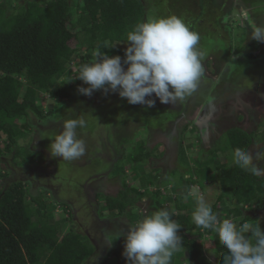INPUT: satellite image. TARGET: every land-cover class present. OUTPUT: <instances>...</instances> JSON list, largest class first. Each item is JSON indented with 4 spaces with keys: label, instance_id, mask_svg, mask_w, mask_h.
I'll return each mask as SVG.
<instances>
[{
    "label": "rangeland",
    "instance_id": "obj_1",
    "mask_svg": "<svg viewBox=\"0 0 264 264\" xmlns=\"http://www.w3.org/2000/svg\"><path fill=\"white\" fill-rule=\"evenodd\" d=\"M25 1L0 0V8L5 15H9L14 6L22 5ZM68 2L73 7L76 0ZM142 2L146 12L143 21L151 17L175 15L199 34L198 48L203 54L205 75L196 92L176 105L161 104L153 94L146 97L156 100L155 106L151 108L131 105L117 93H105L103 90H96L91 96L80 94L78 89L71 90L70 97L62 100L50 94H37L36 98H43L37 104V111L43 116L30 114V128L25 133L17 131L23 124L22 120L13 124L17 144L27 147V151L34 154L35 163L22 165L21 168L11 167L12 154H6L0 162V174L7 172L8 175L6 180L0 179V189L12 182L28 183L33 195H39L50 205L51 221L61 231L60 237L74 229L95 240L101 253L84 264H103V261L104 264H120L117 256L111 252L124 247L122 234L145 214L156 211L157 203L174 215H190L196 207L197 198L204 192V199L212 205L220 194L214 183L219 165L233 166V155L230 151L223 155L217 154V158H214L216 164L213 161L208 164L211 173L205 179L203 176L196 179L198 167L195 162L196 158L203 163L209 161L205 153L222 142V135L227 129L237 127L248 134H254V143L248 152L252 154L254 164L264 168V160L255 161L258 154L264 156V78L260 76L264 75V59L257 56L254 60L251 52L246 54V47L256 42L251 39V25L260 22L256 21L258 15H254L250 22H245L246 17L243 15H246L238 7L239 3H245L247 7L252 6L253 14H259L264 11V0ZM76 20L77 15L72 21ZM259 26H264V23ZM68 45L71 49L77 47L75 40ZM258 45L263 47L261 52L264 53V43L258 42ZM126 47L124 43L117 44L115 51L108 56H120L123 64ZM250 49L247 48L248 51ZM87 52L79 48L77 54L83 56ZM96 52H90L94 58ZM227 53L235 54L238 58ZM239 57L242 60L237 61ZM124 67L126 69L127 66ZM76 68L77 63L71 62V71L74 72ZM74 79L75 75H72L70 80ZM231 80L236 84L228 89ZM62 81L54 79V89H58ZM78 86L88 87L82 81ZM21 97L29 98L24 92ZM68 119L85 121V126L78 128L77 133L86 142V151L82 157L72 161L53 158L48 151L52 142L49 137L62 131V122ZM6 143L7 140L0 134V146ZM182 147L188 166L178 163L177 150ZM139 152L144 153L145 159L137 164L138 168L131 170L130 157ZM16 163H20V159ZM152 170H159V178L155 183L157 187L154 184L151 187V191L159 189V197H144V201L135 202L131 207L124 188L122 190L118 183L121 191L115 195L113 208L108 212L103 200L107 197L105 195L113 194L112 190L108 191L110 179L118 178L130 189L137 188L142 193L145 188L137 186L144 181L154 182ZM259 177L264 178V174ZM188 178L192 179V183L187 186L185 181ZM113 181L111 184L116 183ZM183 189L186 195L182 194ZM178 204L185 207L184 212L176 210ZM233 206V203L219 204L218 207L222 209L220 220ZM244 211L243 216L253 220L247 224L249 228L258 224L261 229L264 228V204L245 205ZM177 235L181 237L179 232ZM194 236L190 237L196 240ZM197 242L205 256L213 262L211 250L219 244L218 236H204ZM172 258L174 264L186 262L182 248Z\"/></svg>",
    "mask_w": 264,
    "mask_h": 264
},
{
    "label": "trees",
    "instance_id": "obj_2",
    "mask_svg": "<svg viewBox=\"0 0 264 264\" xmlns=\"http://www.w3.org/2000/svg\"><path fill=\"white\" fill-rule=\"evenodd\" d=\"M145 13L142 0H76L73 7L68 0H26L24 4L14 6L9 15L0 8V134L7 140L6 145L0 146V162L6 154H12L11 167L21 168L35 163L34 154L17 144V133L13 129L15 121H23L17 131L25 133L30 128V114L43 116L37 111V104L43 98H36L37 94H50L61 100L69 98V91L79 87L80 80L76 79L79 67L94 59L90 52L96 50L112 54L117 44L126 42L127 33L143 21ZM76 15L77 20L73 22ZM72 40L77 44L74 49L68 45ZM79 48L88 52L79 56ZM73 61L77 63L74 72L70 69ZM72 75H75L74 80H70ZM54 79H63L58 89H54ZM22 92L29 98L23 99ZM253 137L254 134L240 129L225 132L222 142L205 153L209 160L207 163L196 160L197 178L203 176L205 179L211 173L208 164L214 162L217 154L229 151L233 154L236 148L248 151L254 143ZM143 154L139 152L130 157L131 170L145 159ZM17 159H20L18 164ZM179 159L183 165L186 164L182 148L179 149ZM158 175L159 170H154L151 175L154 182L141 184V188H145L142 193L123 184L129 206L144 197L161 195L158 188L151 191L153 184H157ZM7 176V172L0 174V179L6 180ZM191 183V178L185 181L187 186ZM214 183L220 194L211 205L213 212L220 220L222 209L219 204L233 203V208L225 213L223 219L231 220L243 230L245 224L253 221L243 216L244 206L264 204V178L252 175L235 164H221ZM182 194L186 195V190L183 189ZM104 201L108 212L111 211L114 200L105 198ZM156 205L157 210L165 209ZM176 210L184 212L185 207L178 204ZM51 218L50 205L39 195H33L28 183L12 182L0 189V264L86 263L94 253L90 240L74 229L60 237L61 231ZM172 218L180 226L178 232L182 238L185 264H223L227 249L220 241L211 250L213 262L197 242L204 236L217 235L215 231L196 226L192 214L172 213ZM245 234L250 235V232ZM193 235H196V240L191 239ZM123 250L124 247L111 254L117 256L120 264H127ZM173 260L171 264H174Z\"/></svg>",
    "mask_w": 264,
    "mask_h": 264
},
{
    "label": "clouds",
    "instance_id": "obj_3",
    "mask_svg": "<svg viewBox=\"0 0 264 264\" xmlns=\"http://www.w3.org/2000/svg\"><path fill=\"white\" fill-rule=\"evenodd\" d=\"M251 28V39L264 43V26L253 24ZM199 41V34L182 18L175 15L148 18L127 33L123 64L120 56L109 57L97 51L93 60L79 67L76 79L88 87H80L78 92L85 96L96 90L117 93L131 105L148 108L154 107L156 100L146 97L154 94L161 104L176 105L196 92L205 75ZM84 126L85 121L80 119L63 121L62 131L49 137L51 157L64 161L82 157L86 142L79 138L77 129ZM177 154L179 159V150ZM232 155L234 164L242 170L256 176L264 174V168L254 164L250 152L236 148ZM261 160L264 156L258 154L255 161ZM192 221L198 227L216 232L227 249L223 264H264V231L259 224L251 228L245 224L241 230L227 218L219 220L203 195L196 200ZM179 229L167 209L145 214L122 234V255L127 264H171L173 254L182 248V238L177 235Z\"/></svg>",
    "mask_w": 264,
    "mask_h": 264
},
{
    "label": "crops",
    "instance_id": "obj_4",
    "mask_svg": "<svg viewBox=\"0 0 264 264\" xmlns=\"http://www.w3.org/2000/svg\"><path fill=\"white\" fill-rule=\"evenodd\" d=\"M143 3V2H142ZM236 5L237 4H235V6L234 7H236ZM238 7H240V10H241V13L242 14H245L246 16H244L243 15V17H246V19H245V22H250V20H253V17H254V15H258L257 16V18L258 19H256V21H257V23L258 22H260V24H263L264 23V11L263 12H261V13H259V14H253L254 13V9L252 8V6L250 5V7H247L246 5H245V3H239V5H238ZM261 7H263L262 5H261ZM244 11V12H243ZM248 14V15H247ZM252 18V19H251ZM253 23V22H252ZM260 24H256L257 26H259ZM251 31H252V28H251ZM259 45H258V42L256 41L255 42V44L254 45H251L250 47H246V54L247 53H249V52H251V54L250 55H252L251 57H252V59H256V57L257 56H261L263 59H264V53H262L261 52V50H262V46L261 47H258ZM247 48H252V49H250V51H248L247 50ZM248 51V52H247ZM227 54H229V56L231 55V53H227ZM241 55H243L242 53H241ZM233 58H238V56H236L235 54L233 55H231ZM244 56V55H243ZM243 58V57H242ZM239 60H242L240 57H239V59L237 60V61H239ZM236 62V61H235ZM237 64V63H236ZM251 68V67H250ZM262 78H264V75H260ZM236 83H235V81L234 80H231L230 81V83H229V86H228V89H232L233 87V85H235ZM226 88H227V86H225ZM235 87V86H234ZM246 90H247V88H246ZM247 91H249V90H247ZM260 92V94H261V91H259ZM261 101H263V100H261ZM263 103H264V101H263ZM177 158H178V154H177ZM178 163H180L179 162V159H178ZM183 165V164H182ZM196 165H197V163H196ZM186 166H188V162H187V165ZM175 167H176V165H175ZM174 169V168H173ZM154 170H152L151 172H153ZM173 171V170H172ZM172 177V176H171ZM108 178V177H107ZM106 178V179H107ZM113 180H115V184H111L112 182H114ZM118 180V178L117 179H110V185L108 186V191H113V194L111 195V194H108V195H105V197L106 198H111V199H113L114 200V197H115V195H117V193L119 192V191H121L120 189L122 188V190H123V181L121 180V181H117ZM169 180V179H168ZM107 181V180H106ZM107 182H109V181H107ZM118 183H120V186H121V188H120V186L118 185ZM168 183V182H167ZM118 185V186H117ZM170 185V184H169ZM137 187H140L141 188V184H138V186ZM120 188V189H119ZM133 189H136V190H138L137 188H133ZM132 196V195H131ZM104 201V200H103ZM139 201H137L136 203H138ZM135 203V204H136ZM158 204V203H157ZM97 207L98 208H100L99 206H98V203H97ZM97 210H100V209H97ZM92 213H90V215H91ZM148 214V213H147ZM112 235V234H111ZM84 236H86L87 238H90V237H88L87 235H84ZM114 236H119L120 237V235H116V234H114ZM90 240H91V244H92V246H93V248H94V253H93V256L91 257V258H95V257H97V255L99 254V253H101L99 250V248H98V246H97V244H95L94 243V241L90 238ZM109 253V252H108ZM108 255V254H107ZM106 255V256H107ZM105 256V257H106ZM104 258V257H103Z\"/></svg>",
    "mask_w": 264,
    "mask_h": 264
},
{
    "label": "flooded vegetation",
    "instance_id": "obj_5",
    "mask_svg": "<svg viewBox=\"0 0 264 264\" xmlns=\"http://www.w3.org/2000/svg\"><path fill=\"white\" fill-rule=\"evenodd\" d=\"M232 129H239V128H237V127H232V128L227 129L226 132L229 131V130H232ZM240 130H241V129H240ZM222 136H223V135H222ZM103 180H106V179H103Z\"/></svg>",
    "mask_w": 264,
    "mask_h": 264
}]
</instances>
